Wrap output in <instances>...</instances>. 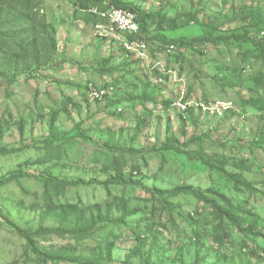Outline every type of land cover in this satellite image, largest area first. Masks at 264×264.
<instances>
[{
  "label": "rangeland",
  "instance_id": "1",
  "mask_svg": "<svg viewBox=\"0 0 264 264\" xmlns=\"http://www.w3.org/2000/svg\"><path fill=\"white\" fill-rule=\"evenodd\" d=\"M126 1L176 20L165 31H153L154 36L165 34L170 40L225 39L231 33L223 30L233 18L249 13L254 14V36L264 32L260 21L264 0ZM9 8L10 19L19 14L26 20L0 26L4 74L0 144L9 150L34 142L38 146L0 155V264H42L6 218L32 232L37 245L62 256L95 258L114 245L107 264H124L143 241L152 252L153 264H223L222 255L242 264L245 254L264 249V240L233 233L221 251L216 242L222 239V227L210 207L196 197L183 195L164 203L157 196L114 184L111 198L102 185L61 183L107 181L119 174L128 182L141 181L151 191L193 188L239 217L245 218L244 210H250L259 219L248 221L264 230V152L253 146L255 155H251L250 149L264 125L255 110L264 105V60L252 58V52L240 49L232 39L202 45L204 56L191 48L176 46L170 52L147 44V58H141L127 50L120 32L107 33L112 24L100 15L104 8L85 10L74 0H0V16ZM222 23L226 24L221 28ZM14 31L26 34L14 38ZM32 39L38 41L39 57L29 47ZM158 45L163 47L160 41ZM11 77L17 78L14 83L9 82ZM103 91L105 95H96ZM166 100H171L170 108ZM200 105L211 110L204 112ZM52 135L62 140L44 144ZM169 138L179 146L191 143L184 149L187 155L153 151ZM111 139L145 152H110L104 145ZM242 162L251 172L239 169ZM45 170L61 182L9 180L20 172ZM223 172L239 180L232 181ZM98 204L117 217L128 204L137 215L123 221L124 227L104 224L85 237L59 230L66 229L61 221L65 217L54 208ZM190 216L194 224L188 222ZM71 217L69 224L76 226L78 219ZM148 227H153V236L137 242ZM198 229L206 236L199 245ZM263 260L256 263L252 258L251 264H264Z\"/></svg>",
  "mask_w": 264,
  "mask_h": 264
},
{
  "label": "trees",
  "instance_id": "2",
  "mask_svg": "<svg viewBox=\"0 0 264 264\" xmlns=\"http://www.w3.org/2000/svg\"><path fill=\"white\" fill-rule=\"evenodd\" d=\"M110 2V6H115L120 9H126L129 11H132L139 16V22L142 29L141 34V40L145 41L149 45L156 46L160 51L163 50H171V48L174 46L176 48H191L193 52L198 53L200 56H204V52L202 51L203 46L206 43H212V44H226L229 39L234 40L240 49H246L248 52H252L251 57L256 58L258 60H264V32L261 33V35L258 33V35L255 37L253 34V26H252V19L254 17L253 13L247 14H241L236 18H233L232 23L226 28L227 30H223L225 32H230L231 35L229 37H226L225 39L219 38L217 40H210L206 36H203L202 38H196L193 40L187 39V38H181V39H175L170 40L165 34H159L157 36H154L153 31H165V26L170 25L173 26L176 22V20L169 19L168 16H164L160 13H153L145 11L141 6L136 5L135 3L128 2L126 0H74V3L77 6H80L82 9L90 10L92 8L100 7L106 9L108 4L107 2ZM12 14V9H7L4 17L0 16V26L3 27L5 25L11 24V21H14L15 24L22 22L26 20V17L23 15H17V17L14 19H10ZM191 19H195L193 16ZM264 24V20H260ZM226 23L221 24V28ZM156 26V27H155ZM241 29L240 34H236V30ZM26 32L21 31H14L13 37L22 39L24 38V35ZM136 37H131V41H135ZM160 41V44L162 43L163 47L160 48L161 45H158ZM158 42V43H157ZM159 46V47H158ZM202 46V47H201ZM29 47L31 51L34 52V56L39 57V50H38V41L36 39H32L29 42ZM166 47V48H165ZM168 48V49H167ZM0 78H4V74L0 72ZM16 77L9 78V82L14 83L16 81ZM164 104L167 108H170L172 105L171 100L164 101ZM259 113V117L261 120L264 121V105L257 106V109H255ZM142 123V122H141ZM147 121L140 124L139 129L142 130L143 125H146ZM61 137H54L52 135V139H48L44 141V144H52L56 141H61ZM41 143L40 145H42ZM38 144L36 142L24 145L23 147L19 149L9 150L6 149L4 146H1L0 144V155H9V154H19L24 153L25 151L37 147ZM106 150L110 152H114L120 155L125 154H139L145 151L138 152L134 148H127L123 145V141L116 142L115 140H110L105 145ZM191 146V143H187L185 145L179 146V143L175 141L174 139L169 138L168 142L162 145L160 149H154L153 151L161 152L163 154H169V153H178L182 154L183 156H186V152L184 151L185 148H188ZM255 146L256 148L262 150L264 152V125L263 128H261L258 131V136L253 140L252 146H250V149L252 150V147ZM183 148V150H181ZM183 151V152H182ZM118 155V156H120ZM251 155H255V153L252 150ZM203 165H207V163L201 162ZM246 162H242L239 166V169L245 167ZM245 169H247L245 167ZM248 172H251V170L248 168ZM230 180L232 181H238V177L234 175H227L226 172H223ZM111 179L107 181H100V180H91L87 181L86 179H79L77 181H63L61 182L59 177L54 175L50 171H28V172H20L18 174H15L12 178H9V180H17L23 177H29V178H38V179H44L48 180L50 182H61L66 185H72V186H83V187H91L95 185H102L105 188H107L110 191V197L112 196V190L111 186L114 184H119L120 186H125L126 188H130L133 190H141L145 194L157 196L161 198L164 203L168 202L170 199H176L180 196H192L199 199V201L210 207L212 214L214 215V218L216 221H218L220 224V227H222L223 230V236L218 244L217 239V245L222 248H220L221 251H224V248L228 247L227 240L229 239V236H231L233 233H236L238 236L242 238L251 237L256 238L260 240H264V230L260 229L257 224H253L255 222H252L251 220L248 221L250 218H258L253 212L250 210H244L245 218L239 217L238 214H234L227 210L226 208L222 206H218L212 199L208 198L207 195L198 192L197 190L193 188H178L173 191H161V190H149L145 188L144 184L141 181H131L128 182L126 180V177L121 175H113ZM6 181H3L1 184H5ZM245 186L251 187V184L249 182H245ZM112 198V197H111ZM113 201L114 206L116 205L115 201L110 199L109 202ZM108 203V207H109ZM103 204H98L94 206L89 207H74V206H60V208H54L53 210L56 211L58 214H62L65 218L61 219V221L64 222V226L66 229H61L59 227V230L62 232H65L69 235H76L80 237H85L92 233L96 227H101V225L108 224L115 228L118 227H124L123 221H127L133 216L137 215L135 212V209H132L127 206L123 208L122 210H118L121 213V216L117 217L116 214H113L109 210H105ZM242 209L243 208L242 206ZM173 210V209H171ZM116 213V212H114ZM90 214V216H89ZM105 214V217L103 216ZM71 216H76L78 219L77 225L73 226L70 225L68 220L71 219ZM198 217L200 215L198 214ZM6 218V217H5ZM60 220V219H56ZM188 222L191 224H194V219L190 216L189 219H187ZM6 222L13 228L14 231L19 233L24 240L27 242V251L32 252L34 255L37 256L39 261L42 264H107L108 261L112 260L114 255V245H109L106 248H104L101 252V255L99 257L95 258H76V257H67L62 256L57 253H53L52 251H48L44 247H40L36 244L35 240L33 239V233L28 232L25 230H22L20 227H18L15 223H13L11 220L6 218ZM68 225V226H67ZM215 231V230H214ZM232 231V232H230ZM142 238H138V241L141 240H147L149 237H152L153 235V227H148L145 231H141L139 233ZM206 236H203L201 233V230L198 229L196 231L195 235V242L199 243L204 241ZM152 250V248H151ZM146 250V241H143L141 244H138L136 248H134L131 252L130 258L124 263V264H138L134 263L133 260H137L141 258L143 262L141 264H153V257L152 252ZM149 253V254H148ZM246 258L244 260V263L242 264H251V259L253 258L256 263L260 262L262 259H264V249H260L255 251L254 253H249L244 255ZM152 257V258H151ZM207 255L202 258V261L204 262ZM264 261V260H263ZM222 262L223 264H234L233 258L227 257L226 255H222Z\"/></svg>",
  "mask_w": 264,
  "mask_h": 264
},
{
  "label": "built area",
  "instance_id": "3",
  "mask_svg": "<svg viewBox=\"0 0 264 264\" xmlns=\"http://www.w3.org/2000/svg\"><path fill=\"white\" fill-rule=\"evenodd\" d=\"M102 17L104 16L105 19L109 20L111 22L112 26L106 27V30L109 31L107 33L118 35L120 32V36H124L121 40L125 43L127 50L131 52L139 53V56L141 58L146 57L147 58V43L143 40H141V34L142 29L139 22V16L138 14L126 10V9H120L115 6H110L105 9L100 14ZM112 32V33H111ZM131 37H136L135 41H131ZM176 48L173 46L170 50V52H173ZM105 91L101 93H97V96H103L105 95ZM180 106H182L180 104ZM198 108H201L204 112H208L211 109H206L204 106H198ZM187 111V108L185 109ZM208 110V111H207Z\"/></svg>",
  "mask_w": 264,
  "mask_h": 264
}]
</instances>
